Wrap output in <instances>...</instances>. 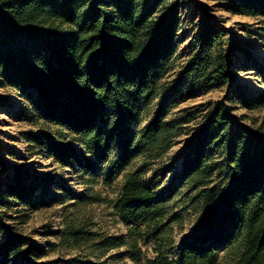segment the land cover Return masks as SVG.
Wrapping results in <instances>:
<instances>
[{
	"label": "trees",
	"instance_id": "16d2710c",
	"mask_svg": "<svg viewBox=\"0 0 264 264\" xmlns=\"http://www.w3.org/2000/svg\"><path fill=\"white\" fill-rule=\"evenodd\" d=\"M187 2L189 57L167 85L162 79L187 37L180 32ZM222 3L233 14L259 18L264 35V0ZM207 9L196 0H0V79L31 100L24 115L35 125L25 133L28 149L61 167L76 164L86 187L72 190L32 167L2 171L0 208L18 213L64 204L57 241L41 246L9 227L0 264H110L103 255L120 247L133 264H264V132L232 113L235 104L264 107V89L229 85L235 50L263 85L264 63L235 46ZM225 85L226 98L207 104L179 153L177 179L160 185L157 176L175 166L160 161L193 118L191 111L172 116V109L196 90ZM75 144L99 160L117 151L100 179L110 188L121 177L111 214L126 233L114 236L96 223L99 177ZM192 207L198 220L176 239ZM4 227L0 218V235ZM61 250L75 254L43 260Z\"/></svg>",
	"mask_w": 264,
	"mask_h": 264
},
{
	"label": "rangeland",
	"instance_id": "374dc122",
	"mask_svg": "<svg viewBox=\"0 0 264 264\" xmlns=\"http://www.w3.org/2000/svg\"><path fill=\"white\" fill-rule=\"evenodd\" d=\"M196 1L202 4V8H208L207 12L213 16L215 22L229 32L228 36L234 39L235 46L249 50L259 63H264V35L262 30H260L262 24L259 18L249 15L233 14L224 8L222 0ZM191 6L192 4L187 2L181 9L180 32H185L187 37L180 43L177 49L174 68L167 72L162 79V82L167 85L175 80L176 75L189 57L188 45L190 39L189 23L192 10ZM234 53L237 59L235 65L237 66L231 70L233 79L229 85L231 83H237L251 90L263 91L264 85L260 78V72L256 71L255 68L241 65V60H247L243 59L239 51L235 50ZM229 85L222 87L210 86L196 90L193 96L187 98L172 109V116L177 114L183 115L185 112L191 111L193 112V118L182 125L181 134L175 138L173 145L162 158V161H160V164L163 166H167L170 163L175 164L173 168L167 170L163 175L160 174L157 176L160 185L164 186L178 173L180 163L179 153L184 145H186V141L196 131L207 104L223 101L229 92ZM34 95L35 92L32 91V96ZM31 110V100L27 96L21 95V93L17 92L11 86L3 84L0 79V176L3 175L2 171H8L13 166L32 167L38 173L47 174V176L59 180L72 190H85L86 187L79 179V173L77 172L78 166L76 164L73 168L61 167L58 163L54 162L52 157H48L46 154H31V150L28 149L26 143L25 133L35 130V125L34 120L29 121L24 116ZM232 113L237 117H244L243 122L253 129L262 127V131L264 132V107L249 110L241 107L239 104H235ZM149 115V112L144 115L143 120L138 125L139 127L146 123ZM75 147L77 148L79 157H83L84 155L90 157L89 159L94 164V169L99 177V182L94 186V189L99 192L103 200L93 205L96 223L114 236L126 233V225L122 223L118 216L111 214V201L118 192L121 177H118L110 188L102 186L100 179L103 169L107 166V161L113 158L117 151L112 150L105 160H99L86 153L78 144H75ZM175 179L177 178L175 177ZM50 190L55 192L57 188L56 186L50 185ZM63 204L45 205L39 209L27 208L18 213H14V210H9L5 207L0 208V218L5 223V227L2 228L0 240L5 236L9 227H14L19 233L27 236L31 242L41 246L45 245L48 241H57L56 232L62 227L61 215ZM192 209L193 207L187 213L183 229L176 234V239L188 232L192 225L197 222L198 210ZM140 246L147 255L151 254V250L147 247L146 242H141ZM62 254L68 257L75 253L74 251L65 252L61 250V252L48 254L43 260L47 261ZM90 258L95 259L96 257L90 256ZM102 259L110 264H133L128 258L127 251L124 247L110 250L103 255ZM17 263L21 264L20 259L17 260Z\"/></svg>",
	"mask_w": 264,
	"mask_h": 264
}]
</instances>
